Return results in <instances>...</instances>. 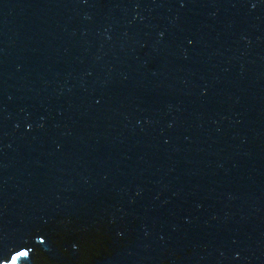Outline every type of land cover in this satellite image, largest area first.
Here are the masks:
<instances>
[{
	"label": "water",
	"instance_id": "water-1",
	"mask_svg": "<svg viewBox=\"0 0 264 264\" xmlns=\"http://www.w3.org/2000/svg\"><path fill=\"white\" fill-rule=\"evenodd\" d=\"M52 262L264 264V0H0V264Z\"/></svg>",
	"mask_w": 264,
	"mask_h": 264
},
{
	"label": "flooded vegetation",
	"instance_id": "flooded-vegetation-1",
	"mask_svg": "<svg viewBox=\"0 0 264 264\" xmlns=\"http://www.w3.org/2000/svg\"><path fill=\"white\" fill-rule=\"evenodd\" d=\"M89 238V243H85V241L87 240V238H83L82 239V244L83 245H85V246H90V248H91V254H93L94 256H96L97 255V249L99 248V246L100 245H98L97 244V242H96V238H97V236L96 235H94V237H91V236H89L88 237ZM85 243V244H84ZM82 249V251H81V253L83 254V257L82 258H84V249L83 248H81ZM80 249V250H81ZM62 258V257H61ZM45 262V261H44ZM48 262V261H47ZM52 264H56V262H52ZM70 264H73V263H70Z\"/></svg>",
	"mask_w": 264,
	"mask_h": 264
}]
</instances>
